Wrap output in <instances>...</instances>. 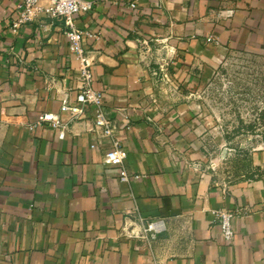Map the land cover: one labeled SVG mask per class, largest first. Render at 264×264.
Returning a JSON list of instances; mask_svg holds the SVG:
<instances>
[{
    "label": "crops",
    "instance_id": "0c3cea01",
    "mask_svg": "<svg viewBox=\"0 0 264 264\" xmlns=\"http://www.w3.org/2000/svg\"><path fill=\"white\" fill-rule=\"evenodd\" d=\"M21 2L0 0V264H264V151L233 175L210 169L221 140L184 100L229 53L264 49V0H99L76 18L99 35L86 45L93 87L130 183L104 165L111 140L92 132L90 112L63 140L29 129L75 102L79 63L62 22L13 29ZM161 66L176 98L161 90ZM222 209L234 213L230 244ZM139 219L165 228L149 243L122 237Z\"/></svg>",
    "mask_w": 264,
    "mask_h": 264
},
{
    "label": "rangeland",
    "instance_id": "374dc122",
    "mask_svg": "<svg viewBox=\"0 0 264 264\" xmlns=\"http://www.w3.org/2000/svg\"><path fill=\"white\" fill-rule=\"evenodd\" d=\"M158 56L153 55L150 60ZM171 77L170 81L162 79L161 90L176 98L181 88H176L173 74ZM187 89L184 100L196 107L206 123L208 137L221 140V151L208 148L210 169L233 175L244 169L245 154L264 151L263 48L251 46L229 53L218 67Z\"/></svg>",
    "mask_w": 264,
    "mask_h": 264
},
{
    "label": "built area",
    "instance_id": "2783aa9c",
    "mask_svg": "<svg viewBox=\"0 0 264 264\" xmlns=\"http://www.w3.org/2000/svg\"><path fill=\"white\" fill-rule=\"evenodd\" d=\"M94 8V3L81 0H22L16 8V17L12 22L15 31L24 26L32 24L42 17L62 22L64 32L69 40V50L76 57L79 68L77 70V81L79 92L75 102L63 101L60 114L42 113L36 121L29 126L35 130L38 127H48L53 130L58 139H65L69 132L71 123L83 121L87 113L93 116L92 132L99 138L111 140V148L103 155V163L106 166L119 169V180L121 183H130L134 177L127 170V153L121 141L117 138L116 128L109 121L104 113V93L94 89L93 63L89 58L87 43L98 41L99 35L87 29H81L76 24V18L84 15ZM163 78L170 81V74L167 67L161 66ZM63 115H67L64 119ZM220 225L221 234L228 244L234 241V230L232 221L234 213L226 209L214 212ZM164 223L146 222L139 219V223L132 224L122 229L121 236L126 239L151 242L155 241L157 235L164 230Z\"/></svg>",
    "mask_w": 264,
    "mask_h": 264
},
{
    "label": "water",
    "instance_id": "95a60500",
    "mask_svg": "<svg viewBox=\"0 0 264 264\" xmlns=\"http://www.w3.org/2000/svg\"><path fill=\"white\" fill-rule=\"evenodd\" d=\"M81 1H84V2H91V3H96V2L99 1V0H81Z\"/></svg>",
    "mask_w": 264,
    "mask_h": 264
}]
</instances>
